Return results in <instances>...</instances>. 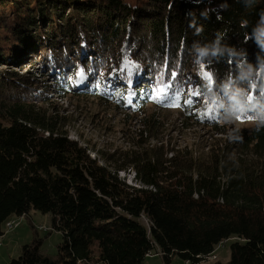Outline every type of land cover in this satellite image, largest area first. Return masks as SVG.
<instances>
[{"label": "trees", "instance_id": "obj_1", "mask_svg": "<svg viewBox=\"0 0 264 264\" xmlns=\"http://www.w3.org/2000/svg\"><path fill=\"white\" fill-rule=\"evenodd\" d=\"M9 18L17 46L8 57L0 46V237L34 209L51 214L63 241L48 253L32 224L34 240L6 264H144L153 251L205 264L233 237L231 259L212 264H264V0H0V27ZM35 64L49 85L30 75ZM57 95L128 107L130 125L146 104L178 109L173 131L207 133L181 146L152 112L127 147L92 157L69 135L74 116ZM237 121L254 125L234 142L215 136Z\"/></svg>", "mask_w": 264, "mask_h": 264}, {"label": "rangeland", "instance_id": "obj_2", "mask_svg": "<svg viewBox=\"0 0 264 264\" xmlns=\"http://www.w3.org/2000/svg\"><path fill=\"white\" fill-rule=\"evenodd\" d=\"M132 5H137L138 3H142L145 0H125ZM15 20L7 19L4 25L0 27V35L3 38L0 41V46L2 49H6V56H10L9 48L13 46H17V39L15 38L14 31L16 30ZM6 65H1L5 67ZM14 65H10L9 68H13L14 71H19V73L28 72L31 76L35 77L37 80L41 81V84H50V77L47 75V72H41L40 68L35 65H28L27 70H21L20 68L12 67ZM5 69V68H3ZM80 81H84V77L81 75L79 77ZM58 96V95H57ZM55 97V101L60 104L62 107V112L67 113L68 115L74 116L71 127L68 128L69 135L75 139L79 140L82 145H88L90 149V153L92 157L99 156L98 152L94 149H103L107 152H114L118 147L123 149L128 146V140L130 131L139 130L142 127L139 126V122L137 119L144 117V114H150L152 112L160 113L162 118H165L167 121L166 131L172 137H179L178 144L181 146L185 145V142L188 144H196L198 143V135L197 133L206 132L204 128L201 129L200 126H196V132L191 131V135H185L179 131V129L175 128L176 120L179 119L180 112L178 109H159L158 107L148 105L146 106L147 111L140 115H135L132 124L129 122L124 123L126 114H132L128 107H123L122 109H116L114 107H110L107 103L102 102L92 96H88V98H76L70 96V98H60ZM1 99V98H0ZM134 116V114H132ZM137 117V118H136ZM180 120V119H179ZM232 122V119H230ZM254 123L250 121L246 122H236L234 129L228 128L226 134H216L215 136L222 138L223 140H227L228 142H234L238 138V131L244 127L251 129ZM210 134H206L205 137ZM185 139V142H184ZM209 143L212 139L208 137ZM209 145L207 146L208 150ZM104 162L103 160H101ZM121 175L126 176L128 182L135 183L133 172H121ZM133 179V180H132ZM132 180V181H131ZM15 218L18 226L9 228V221L6 222L4 233L2 240V245H0V264H6L11 261L13 258H18L22 246L27 243H31L35 238V231L32 228V224L36 226L38 229L39 236L44 238L43 248L50 254L56 255L58 252V245L63 241L62 232L54 230L52 226V216L48 213H42L38 210H32L28 217H12ZM11 220V219H10ZM14 220V219H13ZM49 231V232H48ZM50 233V234H48ZM236 238H230L229 240L223 241L216 246L215 252L212 256L205 259V264H212L214 262L220 261L223 263L228 262L231 259V248L230 245L232 241H235ZM94 254L99 256L98 248L94 247ZM83 264V263H79ZM91 264H99L97 262H92ZM144 264H188L183 258L180 256H174L169 263H166V260L160 253H156L153 251L151 254L147 255L145 258Z\"/></svg>", "mask_w": 264, "mask_h": 264}, {"label": "bare ground", "instance_id": "obj_3", "mask_svg": "<svg viewBox=\"0 0 264 264\" xmlns=\"http://www.w3.org/2000/svg\"><path fill=\"white\" fill-rule=\"evenodd\" d=\"M121 174V173H120ZM122 176H124V175H122ZM133 176H134V173H133ZM136 176V175H135ZM124 178V177H123ZM133 180V179H132ZM131 180V181H132ZM130 184H133V183H131V182H129ZM140 183V182H139ZM141 186V185H140ZM14 219V220H13ZM16 219L15 218H11V220H9V228L10 229H12L13 227H17L18 226V224H19V222H18V224H17V222L15 221ZM149 222V221H148ZM4 235H5V233H4ZM3 235V236H4ZM3 236H1L0 237V245H2V238H3ZM189 263V262H188Z\"/></svg>", "mask_w": 264, "mask_h": 264}, {"label": "clouds", "instance_id": "obj_4", "mask_svg": "<svg viewBox=\"0 0 264 264\" xmlns=\"http://www.w3.org/2000/svg\"><path fill=\"white\" fill-rule=\"evenodd\" d=\"M128 86L130 87L131 86V83H129ZM140 101L142 102V100H140ZM146 106H147V104H146ZM159 109H161V108H159ZM162 109H165V108H162ZM195 113H198V115L200 114L198 111H196ZM230 119H232V121H233V118H229V123L231 122ZM219 121L220 122H223L224 121V118H219Z\"/></svg>", "mask_w": 264, "mask_h": 264}]
</instances>
